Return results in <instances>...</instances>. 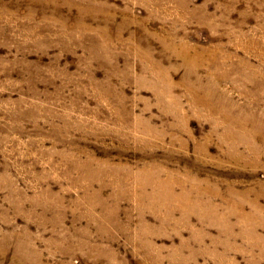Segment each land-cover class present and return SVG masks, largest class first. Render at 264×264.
<instances>
[{
	"label": "rangeland",
	"instance_id": "obj_1",
	"mask_svg": "<svg viewBox=\"0 0 264 264\" xmlns=\"http://www.w3.org/2000/svg\"><path fill=\"white\" fill-rule=\"evenodd\" d=\"M0 264H264V0H0Z\"/></svg>",
	"mask_w": 264,
	"mask_h": 264
},
{
	"label": "bare ground",
	"instance_id": "obj_2",
	"mask_svg": "<svg viewBox=\"0 0 264 264\" xmlns=\"http://www.w3.org/2000/svg\"><path fill=\"white\" fill-rule=\"evenodd\" d=\"M160 198V197H159ZM198 210V209H197Z\"/></svg>",
	"mask_w": 264,
	"mask_h": 264
}]
</instances>
